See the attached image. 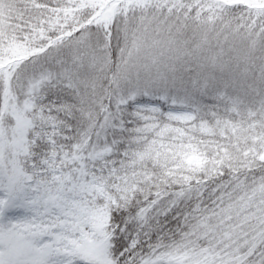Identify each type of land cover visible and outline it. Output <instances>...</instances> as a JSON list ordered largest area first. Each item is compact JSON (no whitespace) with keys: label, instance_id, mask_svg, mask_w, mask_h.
I'll return each instance as SVG.
<instances>
[{"label":"snow or ice","instance_id":"6c2138e0","mask_svg":"<svg viewBox=\"0 0 264 264\" xmlns=\"http://www.w3.org/2000/svg\"><path fill=\"white\" fill-rule=\"evenodd\" d=\"M0 264H264V0H0Z\"/></svg>","mask_w":264,"mask_h":264}]
</instances>
